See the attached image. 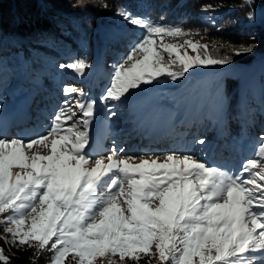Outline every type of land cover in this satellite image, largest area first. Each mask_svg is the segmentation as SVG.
<instances>
[{"label": "snow or ice", "instance_id": "1", "mask_svg": "<svg viewBox=\"0 0 264 264\" xmlns=\"http://www.w3.org/2000/svg\"><path fill=\"white\" fill-rule=\"evenodd\" d=\"M211 10L213 5L204 6ZM118 14L145 29V35L114 66L101 101H120L163 75L176 80L195 66L232 61L189 38L198 31L155 24L126 11ZM165 37L182 38V43H164ZM185 46L196 55L182 54ZM256 46L232 51L251 53ZM212 50H218L216 45ZM60 67L83 74L89 65L80 58ZM77 91L64 88L66 94ZM75 104L82 119L71 125L67 122L76 113L69 106L34 139L0 135V225L5 233L0 239L35 249L34 255L53 252L49 264H65L69 256L75 264H94L109 254L121 264H139L155 253L159 264H253L264 258V137L255 158L238 174L174 151L162 161L157 156L132 163L135 157L117 159L113 149L107 162L93 163L88 126L96 101ZM9 259L0 248V262Z\"/></svg>", "mask_w": 264, "mask_h": 264}, {"label": "trees", "instance_id": "2", "mask_svg": "<svg viewBox=\"0 0 264 264\" xmlns=\"http://www.w3.org/2000/svg\"><path fill=\"white\" fill-rule=\"evenodd\" d=\"M207 4L213 5V10L204 11ZM255 7L264 14V0H252L248 5L244 4V0H0V78L11 70L18 59L32 71V79L39 74L46 61H53V56L46 53L51 49H66L62 50L64 60L61 63L68 64L75 59H90L92 47L99 52L98 58L103 57L96 71V76L103 78L106 64L114 65L118 56L127 54L145 35V29L130 24L118 14L119 11L147 18L155 24L181 26L193 33L198 31L199 34L192 36L205 40L212 55H229L232 65L246 64L255 57L250 53L236 55L232 49L255 43L257 46L254 51L258 55L264 52V17L259 23L243 25L248 13H252ZM53 29L58 37L49 34L48 31ZM118 30L123 34L117 36L121 52L116 56L115 50H108L106 40ZM54 38L59 41L55 43ZM62 38L72 41L74 47L67 46ZM77 44H80V49H76ZM212 45H216L218 50H212ZM26 52L29 60L26 59ZM103 79L101 85L104 86L108 80L106 77ZM238 81L235 75H224L222 78L223 107L220 121L226 126L232 142L241 144L247 138L253 146H257L264 137V89L259 95L243 94L237 87ZM6 84L0 83V91ZM174 110L172 107V112L166 116ZM206 111L205 115H191L189 118L181 115L170 120L168 128L188 124L186 133L198 135L206 132L210 136L214 134L218 118L210 112L209 107ZM194 126L197 130L192 134L191 127ZM3 235L4 228L0 225V236ZM8 240H11L9 236ZM0 248L10 257L7 264H48L52 254L45 250L34 255L35 249L5 243L2 239ZM65 264H75V261L69 256ZM127 264L133 262L127 261ZM139 264H159V261L144 256Z\"/></svg>", "mask_w": 264, "mask_h": 264}, {"label": "rangeland", "instance_id": "3", "mask_svg": "<svg viewBox=\"0 0 264 264\" xmlns=\"http://www.w3.org/2000/svg\"><path fill=\"white\" fill-rule=\"evenodd\" d=\"M252 13L253 17L251 19L247 18L243 25H247L246 22L259 23L264 17L262 10L259 8L255 7ZM48 32L51 36L58 37V35H55L57 33L55 29ZM121 34L123 32L118 30L106 40L108 50H115L116 56L121 52L119 50L121 43L117 38ZM189 38L193 41H199L201 44H207L205 40L197 36ZM62 39L66 41L67 46L74 47L72 41L70 42L65 38ZM19 40L21 43H24L23 39L19 38ZM53 41L56 43L59 39L54 38ZM157 42H160L158 38ZM163 42L172 44L182 43V38L165 37ZM79 47L80 44H77L76 49H80ZM238 47L240 46L236 48ZM62 50L65 51L66 49H60L59 51L51 49L50 52H46L53 56V61H46L44 67L40 70L38 68L40 79H50L51 81H48L47 84L49 83L52 86L63 81L62 79L65 75L63 73L74 74L73 70L62 69L60 67L61 64H67L61 63L64 60ZM185 50L189 55H196L187 46L180 49L182 54ZM98 53L92 47L90 59L87 60L89 67L84 70L88 74V77L85 78L88 82L84 90V98L87 101H96L94 114L88 126V133L92 132V130H100L101 134L105 136V141L108 142L105 148L100 146L101 149L97 148V143H95V148L93 144L95 139L98 138L93 139L89 136V147L87 150L95 149L94 152H91L93 163L95 159L101 158L107 162V156L112 153L113 149L119 153L116 157L117 159L130 156L135 157L133 161H130L132 163H138L142 158L151 159L157 156L162 161L166 154L174 151L180 155H193L210 166H217L231 174H238L242 165L248 159L255 158L254 154L258 150L259 145L253 146L251 140L247 138L241 144L232 142L231 138H229L230 135L226 132V126L220 121L223 107L221 81L224 75H235L239 80L237 87L243 94L252 93L259 95L264 89V52L258 55L253 50L250 54L255 58L246 64L198 65L189 69L183 77H179L176 80L163 75L151 83L141 84L138 89L130 90L127 98L122 97L120 101L109 100L107 102L101 101L100 98L105 94L106 88L110 85L114 66L128 53L123 57H120L121 55L118 56V61L114 65L106 64V71L102 77H106L108 81L104 86L101 85L104 79L96 76L97 67L99 66L98 62L103 58L102 56L98 58ZM25 56L29 60L27 52ZM34 63L36 64L33 61ZM57 63L59 64L57 65ZM25 65L21 59H18V62L14 65L16 68L12 66V71L7 72V74L10 72L11 85L10 88H4L0 91V107L10 100L11 90L16 93L23 88L28 89L30 86L28 83L30 82L27 81L33 80L36 86L39 87L37 81L40 79L36 77L37 75L31 79L32 71L30 72L29 68ZM172 107L175 108L174 112L166 116L172 112ZM208 107L210 112L214 113L218 118L217 125L214 127V134L209 136L206 132H196L198 135H194L193 133L197 130L196 126H194V128L191 127L193 135H190L191 132L186 133L188 124L186 126L185 124H179L174 126L173 129L171 127L168 128L170 120L177 119L181 115L187 118L191 115H205L207 114L206 108L208 109ZM113 112L115 115H112ZM149 130L153 132L151 133L153 135L149 134ZM147 136L154 137L155 142L153 140L152 142L146 141ZM130 137L133 140H129ZM200 140H203L204 143H199L198 141ZM261 142L260 139L259 144ZM227 147L230 148L228 152L225 150ZM121 149L123 150L122 152H120ZM14 171L20 170L14 169ZM1 226L4 228V225ZM9 237L11 238V236ZM153 252L155 253V249H153ZM52 255L53 252L51 257ZM257 255L259 256V254ZM152 259L158 260V253H155ZM110 261L114 262V264H121L118 256H111L110 254L105 257H97L94 260V264H109ZM253 264H264V258L254 260Z\"/></svg>", "mask_w": 264, "mask_h": 264}, {"label": "bare ground", "instance_id": "4", "mask_svg": "<svg viewBox=\"0 0 264 264\" xmlns=\"http://www.w3.org/2000/svg\"><path fill=\"white\" fill-rule=\"evenodd\" d=\"M66 80H68V78H65ZM19 82V81H18ZM17 82V83H18ZM44 87H49L48 85H45ZM19 88V87H18ZM24 89V88H23ZM72 94V93H71ZM71 94H68V95H71ZM20 104H21V101H20V103L18 102L17 103V107H16V110L19 112V110H20ZM12 112V111H11ZM11 112L10 111H7L6 113H1L0 114V129H3V128H5L6 127V123L8 122V120H9V116L11 115ZM14 113V112H13ZM22 114V112L20 111V113H16V114H14V115H16L15 116V119L17 118V117H20V115ZM14 118L13 117H11V119H10V121H12ZM149 132V134L150 135H153V134H151V133H153L152 131H148ZM4 136H7V138H10V137H13V135H11V134H4ZM132 137V136H131ZM129 138V140L130 139H132V138ZM154 137H150V136H147L146 137V141H148V142H152V140H153V142H155L154 141V139H153ZM133 140V139H132ZM158 140V139H157ZM96 141H98L99 143H100V139H95V141H94V144H93V146L96 148V146H95V143H96ZM107 142L108 141H105L104 142V144L102 143L101 145H105V147L107 146ZM105 147H103V148H105ZM90 152H94L95 151V149H90L89 150Z\"/></svg>", "mask_w": 264, "mask_h": 264}]
</instances>
